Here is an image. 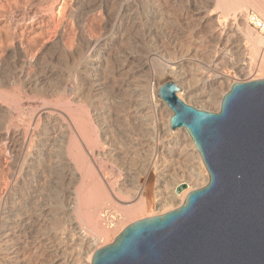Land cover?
Wrapping results in <instances>:
<instances>
[{
	"label": "rangeland",
	"instance_id": "rangeland-1",
	"mask_svg": "<svg viewBox=\"0 0 264 264\" xmlns=\"http://www.w3.org/2000/svg\"><path fill=\"white\" fill-rule=\"evenodd\" d=\"M88 1L87 0H0V108L2 109L8 108L10 110V116L13 117L10 118L9 114L7 115L5 114L4 111L0 110V126H1L0 127V131H1L0 132V136H1L0 137V198L1 200H6L7 203H10V201L11 202L16 201L15 203L17 204L19 203L22 206V209H25V212H28L26 213V215L29 216L28 219H26L27 221L26 220L23 221L22 222L23 224L20 223V226H18L20 229L16 227L15 228L16 230H14V237H13L14 247L17 246L16 249L18 251V259H16L17 261L16 264H21V262L22 264H55L54 260H55V252L57 248L66 250V252L67 253L69 252V254L70 252H72L71 254L76 259L77 264H85V260H84L86 255L85 251H87L88 248L90 247L86 249V247L80 246L81 244L78 243L79 240L76 241L77 236L73 234L74 231L71 230L72 229L71 226L70 225L68 226L66 224L67 222L65 223L66 221L65 219H67L65 215L63 214L62 215L60 214L61 216L55 215L57 217L54 216L55 223L53 222L54 223L53 225V223L51 224L52 220L49 221L48 218H43L42 215H40L41 218L39 217L40 220L38 219L37 221L36 211L35 209L33 210L34 207L36 206L39 207L45 204H50V206L52 205L51 206L52 208L55 207V203L57 201L60 203L59 198H61L60 196L62 193L66 192L67 187L70 188L72 187V185L73 186L75 185L73 180L70 181L65 180L64 177L65 173L63 168L64 166L63 160L65 158L63 155H60L58 151L60 150V148L56 145L54 147L55 151H53L52 154L50 153L49 155L44 157L42 162L43 167L41 168L42 170L40 169L39 171L40 173H38V171L37 172L34 171L35 173L38 174L36 175L34 173L32 178L29 175L25 177L24 173L19 172L18 165L14 166L13 172L12 170L11 171L7 170L8 167L5 166L6 153L4 151V146H3L4 142L1 143L3 141L2 128L4 127V125H6V123L11 124L14 128H18L19 130L24 132V135L26 137H29V143L27 141L28 148L30 150L34 149L39 143L40 139H42L43 133L45 132L44 125H46L47 122L42 117L43 109L45 108L47 109V107L48 108L51 107L50 103L51 105H53L52 107H56L57 103L55 101L58 102L61 101V99H65V101H67V99H71L69 94L62 95L63 98H61V95L57 94L56 92L59 89V87L65 83V78L63 77H66L65 75L68 73L67 75L70 76L69 77L70 79H72V81L69 79L71 81L69 82L72 84L69 85V83H67L68 85L67 88L69 89L72 86L73 87L76 86V84H74V82L76 81H77L76 82L77 86L81 87V89L79 88L80 94L75 99L77 101V104L79 106L81 105L82 107L81 106L80 107L83 108L85 112L89 109L90 103L91 104L94 103V105H96L99 108L101 107L103 109L100 110L98 122L92 120L93 122L91 123L92 125L95 126L93 127L91 125L92 127L91 131L93 130L92 131L93 136L94 135L97 136L96 142L97 141L98 142L96 143V149H97L96 151L104 152L105 154L103 153L104 157L101 158L95 157L94 160L96 162L92 160L93 158L90 157V155H88V158L89 159L92 158L91 163L94 164L93 166H95L94 168H96L97 171L98 169L101 170V167H103V165L105 164L109 172H111L112 175L114 176V179L116 178V180L119 181L120 183L119 189H121L124 192L128 191L127 192L128 194L126 193L124 194L125 196L123 195L122 197L124 198L123 201L114 198L113 200L116 203L112 202L113 203L112 204L108 202L109 204L113 205V206L112 205L109 206L115 207L117 212H119L122 215V208L118 206L120 204L132 203L131 201H128L129 199L127 197V195H129L128 189L131 190L132 186L129 187V185L127 184L128 182L123 183L124 181L122 177H125L126 174L129 173L128 176L129 179L133 180L137 176L136 171H139V177H140L138 179L139 183H143L146 189L151 191V186L154 179V174L152 171L153 168L151 165L153 164L152 162H154V164L155 162L156 164H159L161 159L157 154V152H155L152 147H150L151 150L153 149L152 151L147 150L146 152L141 151L139 149V145H138L139 137L144 131V126H142L143 124L140 122L141 118L140 116H138L139 114L135 112L134 108H135V104H137L136 102L138 100L140 101L141 98H144V94L141 95L139 94L141 92H135L134 90L136 89V86L133 84L135 83L139 84L140 83L139 79L142 78V75L132 77L133 79L131 78L130 80H133L135 82L134 83L130 80H127V78H125V76H127L125 75L126 74L125 72L122 73V71H120V68L122 67L121 65L125 64L124 67L127 66V69L133 65V62L131 64L130 59H128V61L127 59H125L126 58L125 51H129V49L132 51L135 50V52H137L139 55H142L146 53L148 54L149 50L156 48L160 50V53L158 54L160 57L163 54V56L161 57V59L163 60L161 61L159 56L157 57L155 56V60H159L160 62H165V59L167 60L174 59L173 61L177 60L178 63H180L182 69L184 71L186 70L188 79H190L191 81L195 80L194 77L197 78L198 75L201 72H203V70H205L206 65L209 61L210 54L208 52L206 53L205 47L206 45H211L214 42L213 40H212L213 42L210 41L208 42V44L207 42L206 44H202V46L198 48L201 49L199 52L194 49L195 46H199L200 44L198 42L199 40L198 35L195 34L192 30L191 21H190L191 19H188V17L191 18L192 12L190 10H192L194 6L195 3L194 0H172L173 2L171 0H162L161 5H163L162 9L164 10V16L161 20V24L163 27L162 30L160 32H157L149 36L148 38H146L147 36L144 35H143L144 37H142L143 33L141 32H140L141 34L139 32L130 33V36L129 34L127 35L130 38L127 37V40L119 45V48L114 47V49L113 48L111 49L110 51L111 54L109 53L108 56L109 60L106 59L105 61L106 64L103 65L105 68L102 66L103 69L101 68L102 69L100 70L101 72L98 71L97 73L98 75H100L98 77L101 80V83L103 84V89H102L103 92L102 91L100 92L102 96L99 93V98H97L98 96L96 97V95L98 94L92 91L90 85L85 84L84 81L80 83L81 79L78 78L79 74H76L77 71L75 73L73 70V69H77L75 68V65L77 64L76 63L73 64V61H76L77 60L76 58H78V56L80 57V59L77 60V63L79 60L81 61L82 55L80 54L81 53L80 50L81 48L84 47L85 37L91 36L95 38L100 36L104 32V26L107 16H112L115 13L114 11L117 10L119 4L117 3V0H111V1L107 0V2L109 1L110 4L109 2L107 3L108 4L107 13H103L102 11L96 8L89 10V8L85 6L86 5L85 3ZM249 3L250 1L240 0L239 5L243 7L245 5L242 13L245 14L247 11H254L264 18V15L260 14L255 8L250 6ZM214 9H215L214 11L217 12L215 16H219L220 21L224 19L227 20L226 26L232 28L236 27V25H234V21L231 18H228L231 17V13H232L231 10H230L231 12L226 9L224 10L220 5L216 6ZM223 11L224 13H222ZM250 31L253 32L251 29ZM253 34L256 38L258 37V39L262 40V38L258 34L254 32ZM71 37L73 39H71ZM60 39L61 41L63 39L65 40V42L72 45L71 48H74L71 49L72 52L67 51V49H63L61 45L62 43H60L61 42ZM241 42H244V40H241ZM78 48L80 50H78ZM260 49L261 47H259V51L255 59L251 61V67H250L251 70H249L250 74L248 75L240 73V71L238 70L239 68L237 67H240L239 63H241L242 61H239L237 59L239 58L237 54L236 53L234 54V52L232 51L229 54V57L232 58V61L228 62L226 60L223 64L218 65L216 71L223 72L225 78L222 79L223 82H221V84L220 83H218V85L216 84L218 89L215 90L214 97L215 96L216 97L212 99V102L209 103V102L193 100L192 98H186V96L184 97V95L183 98L187 101L189 105L195 108H200L202 110H207L212 112L218 111L219 98L226 91L229 83L244 82L246 79H248L246 77L249 75L250 77L252 76V78H255L256 76L258 77L264 76L263 73L264 69H261V67H263L264 65L263 63L264 61L261 62L260 64L257 61ZM67 52L69 53L68 55ZM189 52H191L189 56L191 57V60L189 62H186L185 60H183V58H185V55ZM74 56L75 59H72ZM155 60H153L152 58V60L150 61L152 68L156 67L157 63ZM237 60L239 61V63ZM234 62H236V65L234 64ZM243 62H247V61H243ZM70 64L74 65L73 69ZM69 67H70V71H67L69 70ZM72 73L78 76H75ZM101 77L102 78L105 77V79H102ZM29 79L30 81L35 83L34 84L32 82H31L32 84L27 83L29 82ZM59 81H61V83ZM147 81L149 82H146L147 86H145L146 85L145 84L144 87L146 88V90L148 89L147 91L148 96H146V98L148 97L149 98L148 100L150 102L157 99V97H155L157 88L162 83L166 81H172L174 83L181 84L180 79L172 75H169L168 73H160L156 71V68L155 70L152 69V72H149V74H147ZM50 92H52L53 95ZM43 96L44 97L47 96V98H44ZM100 96L102 99H100ZM91 97H93V100ZM151 97L153 99H151ZM94 98L97 99L95 100ZM103 99L107 102V104H101L104 101ZM42 100L44 101L48 100L47 102L50 103L48 104L47 102H45L46 104L44 106V101ZM57 107L60 106L57 105ZM102 111L105 113L101 114ZM163 111L164 112H162L161 114L162 116L163 114L165 115L167 113L165 108L163 109ZM153 115H154L153 117L156 118L162 117L159 114H158L159 116L157 114H153ZM24 121H26V123ZM175 131H177L178 134H183V131L181 129H176ZM15 145L16 146L14 153L15 155H18L19 153V151L17 150L18 144L15 143ZM110 145L112 146V148H114L113 150L108 149V146ZM110 153L112 154V156ZM106 154L110 157L106 156ZM58 158L63 162H61ZM100 159L101 162H99ZM148 160H150L149 161L150 163L148 162ZM155 160H157L158 162ZM195 160L196 159L192 160V162L193 161L195 162ZM54 162L56 164H54ZM59 164L63 166L61 167ZM16 171L19 172L20 175L22 174L24 176L23 177L24 180L20 178L19 173H17ZM14 172H16V174ZM8 173L9 174L11 173L10 175L12 179L9 178L11 181L8 180L7 177ZM175 175L176 176L174 177V180H172V182L175 181L180 182V179L181 182L184 181L185 176L183 174L176 173ZM15 176H17V179L18 178L19 179L12 181L13 178L15 179ZM29 177L31 180L28 179ZM52 181H54L55 183ZM10 182L13 185L10 184ZM22 185H24L25 188L29 187L31 189H34V192L37 194L36 196L37 199L36 198L35 199L38 200V201L36 200L33 201L35 204L33 202L32 204L30 202H25L26 199L24 198H26V194L25 192L22 191V189L21 190L19 189L20 186L23 187ZM11 188L21 192L18 195H15V197L18 196L17 199L12 198L10 200L9 196H13V194L12 195L10 194ZM40 201H42V204L40 203ZM151 201L149 202V204H147L146 209L144 211L140 213L138 212L137 215H135V217L129 220L128 222H124V220H121L124 223L118 224V226L119 225L123 226L125 225V223H127L128 225L136 220L145 218L146 213H149L150 211L152 212L156 211L155 206H153V202L151 203ZM23 202L27 203V205L25 206ZM63 203L65 205V202ZM108 203L106 204L108 205ZM28 204H31V206H29ZM106 204L105 206H107ZM102 208L103 207H101L100 209ZM53 209L56 210V207ZM99 213H101V210L98 212V215L96 217L97 221L100 220ZM79 218H81L80 224L82 225V227H85L87 233H90L89 235H91L92 231L88 229V227L90 228V224L86 222L87 221L86 219H82L84 218L83 216H80ZM48 221L50 222L49 223L50 227L46 225L48 224ZM34 222L35 223L37 222V224H35ZM39 224L42 225L39 226ZM100 226L101 225L99 224V227ZM99 227H98V231L97 229L95 230L93 229L95 232L92 235L100 234ZM49 228H51V231ZM118 229L115 230L114 228L115 231L114 230L109 231L108 236L105 235L103 237V240L102 239L101 241L98 240L97 242H95V244H92L91 247H93L94 245L96 247L98 245L99 246L104 245L105 242L107 244L111 243ZM52 231L54 233H52ZM95 246L93 248L94 250L96 249ZM74 254L81 255L82 257L80 256L81 257L80 258L78 257V255L75 257ZM79 260L82 262H80Z\"/></svg>",
	"mask_w": 264,
	"mask_h": 264
},
{
	"label": "bare ground",
	"instance_id": "bare-ground-1",
	"mask_svg": "<svg viewBox=\"0 0 264 264\" xmlns=\"http://www.w3.org/2000/svg\"><path fill=\"white\" fill-rule=\"evenodd\" d=\"M247 1H250L249 3L250 6L255 8L260 14L264 15V0H247ZM108 2L107 0H89L88 2L85 3L86 4L85 6L89 8V10L96 8L102 11L103 13H107V6H108L107 3ZM161 2L162 0H117V3L119 4L118 8L116 11H114L115 13L112 16H107L105 26H104V32L100 36L95 37V38L91 36L85 37L84 47L81 48V50L78 48V50H80L81 52L80 54L82 55L81 57L82 59L81 61L79 60L80 62L78 61L77 63V60L80 59V57L78 56V58H76L77 60L73 61V64L76 63L78 65V66L75 65V68L77 69H73L74 68L73 64H70V65L72 66V69L74 70V72L76 73L77 71L76 74H79L78 78L81 79L80 83L84 81L85 84L90 85V87L92 88V91L98 94L96 95V97L98 96L97 98H99V93L101 91L103 92L102 90L103 84L101 83V80L98 77L100 75H98L97 73L98 71L101 72L100 70L103 69L102 66L106 64L105 61L106 59H108L111 49L112 48L114 49V47L119 48V45L122 44V42L127 40V37L130 36V33H134V32L140 33L141 32L143 33L142 37L147 36L146 38H148L149 36L157 32H160L162 30L163 27L161 24V20L164 16V10L162 9L163 5H161ZM194 2L195 3H194L192 10H190L192 12L191 18L188 17V19H191L190 21H191L192 30L195 34L198 35V38H199L198 42L200 43L199 46H195L194 49L199 52L201 49H198V48L201 47L202 44H206V42L208 44V42L212 40L214 41V42L212 41L213 43L211 45H206L205 47L206 53L208 52L210 54V56L208 55L209 61L206 65L205 70H203V72H201L197 78L194 77L195 80L191 81L190 79H188L186 70L184 71L182 69V67L180 66V63H178L177 60H176L177 62L173 61L174 59L173 60L165 59V62H160L159 60H155V56L156 57L159 56L158 54L160 53V50L156 48L149 50L148 54L146 53L142 55H139L137 52H135V50L134 51L130 49L129 51L124 50L126 52L125 59H127V61L128 59H130L131 64L133 62V65L129 67L128 69H127V66L124 67L125 64L121 65L122 67L120 68V71H122V73L125 72L126 73L125 75H127L125 76V78H127V80H130L132 77L142 75V78L139 79V82H140L139 84H136L133 80H130L135 83L133 84L136 86V89L134 91L141 92L139 93L141 95L144 94V98L138 97L141 99L140 101L138 100L136 102L137 104H135V108H134L135 112L138 113L139 114L138 116H140L141 118L140 122L143 124L142 126H144V131L139 137V142H138L139 149L141 151L146 152L147 150H151L150 147H152L154 151L157 152V154L159 155L161 159H160L159 164H156V162L154 164V162H152L153 164L151 165L153 168L152 171L154 174L151 191L147 190L143 183H139L138 181V179L140 178L139 171H136V175L138 177L136 176L135 179L133 180L129 179L128 177L129 173H127L125 177H122L124 181L123 183L128 182L127 184L129 185V187L132 186L131 190L128 189L129 195H127L129 199L128 201H131L132 203L120 204L118 206L122 208V215L119 213V218L112 220L110 222L111 224L109 223L110 226H114L113 229H110L106 227L104 224H102L103 219H101L102 217L100 218V215H99L100 220L98 219L99 221H97L96 217L98 215V212L106 207L105 206L106 203L108 202L116 203L113 200L114 198L119 199L120 201H123L124 198L122 197L128 191L124 192L121 189H119V186H120L119 181H117L116 178L114 179V176L112 175L111 172H109L105 164L104 165L102 164L103 167H101V170L98 169L97 171L96 168H94L95 166H93L94 164L91 163L92 158H93L92 160H94L95 157L101 158V157H104V154H105L104 152L96 151L97 150L96 143L98 142V141L96 142L97 136L94 135L95 136L94 137L92 135L93 130L91 131L92 129L91 122H93L94 120L98 122L100 110L102 108L97 107L96 105H94V103L93 104L90 103V107L88 109L89 111L86 109L87 111L85 112L84 109L81 108L82 106L80 105L81 106L80 107L77 104V101L75 99L80 94L79 88L81 89V87L77 86V83H76L77 81L76 82L73 81L74 84H76V86L73 87L71 85L73 88L70 87L68 89L67 83H69V85L72 84L70 83L72 79L69 78L70 76L67 75L68 73L65 75L66 77H63L65 78V83L63 82L64 84H62L56 92L57 94L61 95V98H63L62 95L69 94L71 99H67V101H65V99H61V101H58V102L55 101L57 105H59L60 107H57V105L56 107H52L53 105H51L50 102H47L48 100H45V101L42 100L44 101V106L46 104L45 102H47L48 104L50 103L51 107L49 108L47 107V109L46 108L43 109L42 117L47 122V123L45 122L46 125L43 124L45 132L43 133L42 139L39 138L40 141L34 149L30 150L28 148L29 137H26L24 135V132H22L18 128H14L11 124H8V123H6L4 127L2 126L3 127L2 128L3 141L1 143L4 142L3 146H4V151L6 153L5 159H6L7 165L5 164V166L8 167L7 170H10V171L12 170L13 172L14 166L18 165L19 172L24 173L25 177L29 175L32 178L35 172L38 171V173H40L39 171L43 167L42 162H43L44 157H46L50 153L52 154L53 151H55L54 147L56 145L60 148L61 151L60 150L58 151L60 155L64 156L65 159L63 160L64 162L61 161L59 158L58 159L61 162H63L64 166L60 164L59 165L61 167L63 166L64 168L65 180L67 181L73 180L75 185L74 186L72 185V187L70 188L67 187L66 192L61 194L60 196L61 198H59L60 203L58 201L55 203L56 210L53 209L55 207L53 208L51 207L52 205L50 206V204H45V203H44L45 205H42L39 207L35 205L36 207H34L33 210L35 209L36 211L37 221L40 215H42L43 218H48L49 221L52 220L51 224L54 222L55 217H57L55 215L59 216L60 214L61 215L63 214L67 217V219H65L66 220L65 223L67 222L66 224L68 226L69 225L71 226L72 228L71 230L74 231L73 234L77 236L76 241L79 240L78 243L81 244L80 246L86 247V249L88 247L92 248V249L88 248V250L85 251V254H86L85 258L83 257L85 260V264H90L93 252L99 247L106 245L107 243L105 242L104 245H100V246L98 245L97 247L94 245L96 247L95 250L93 249L94 246L91 247L92 244H95V242H97L98 240L99 241H101V239L103 240V237L105 235L108 236V232L114 230V228L115 230L119 228L117 232L115 233V236H117L119 232H121V230L127 225V223H125V225L123 226L121 225L118 226V224L128 222L129 220L134 218L138 212L140 213L144 211L146 209L147 204H149L151 200H152L151 203L153 202V206H155L156 211L154 212L150 211L149 213H146L145 215L146 217L162 214L164 212H167L168 210H171V209H174L180 206L189 191L196 189V188L203 187L208 181L207 171L186 129L183 127L176 128V129H181L183 131V134H178L177 131H175L176 129H173L172 131V129L170 128L169 119L173 113L172 110L168 107V105L166 104L164 100H162L161 98L157 96V92L155 95V97H157L156 100L150 102L148 100L149 98L148 97L146 98V96H148L147 95L148 89L146 90L144 85L146 84V82H149L147 81V74H149V72H152V69L155 70L156 68V71L160 73H168L169 75H172L180 79L181 84L175 83L176 86L181 89V91L176 92V96L180 100H182L185 104H188V103L183 98V95L184 97L186 96V98H192L193 100L210 103L212 102V99L216 97V96L214 97L215 90L218 89L216 84L217 85L218 83L221 84V82H223L222 79L225 78L223 75V72L216 71V68L218 67V65L223 64L226 60L228 62L232 61V58L229 57V54L232 51L234 52V54L236 53L237 56L239 57L237 59L239 61H242L241 63H239V61L237 60L240 66L237 68H239L238 70L240 71V73L245 74V75L250 74L249 70L251 69L248 70V66H247L248 62H243V61H246L247 59H250V61H253L255 59L256 55L258 54L259 47H261L262 45V40L258 39V37L256 38L253 32H251L250 29L245 24L244 14L242 13L245 5L244 7L240 6L239 5L240 0H194ZM218 5H220L224 10L226 9V10L232 11L231 17H228V18H231L234 21V25H236L235 28L226 26L227 25L226 19L220 21L219 16H215L217 12L214 11L215 10L214 8ZM222 13H224V11ZM128 34L129 36H127ZM71 39L73 38L71 37ZM241 40H244V42H241ZM60 43H62L61 45L63 49H67V51L72 52L71 49H74V48H71L72 47L71 44L65 42V40L63 39ZM68 54L69 53L67 52V55ZM190 54L191 52L187 53L185 55V58H183V60H185L186 62H189L191 60V57H189ZM71 57H72V54H71ZM152 58L157 63L155 68H152V65L150 63ZM72 59H75V56ZM162 60L163 59H161V61ZM236 62H234L235 65H236ZM261 69H264V65L263 67H261ZM67 71H70V67H69V70ZM75 76H78V75H75ZM246 78L248 79H246L244 82L254 80V79H261V78H264V76H261V77L256 76L255 78H252V76L250 77L249 75ZM102 79H105V77ZM31 82L32 81H30L29 79V82L27 83L32 84L33 82L32 83ZM59 82L61 83V81ZM233 83H229L226 91L220 96L219 101H218V107H219V103H220L222 96L230 89ZM145 86H147V84ZM159 87L160 86H158V88ZM158 88H157V91H158ZM50 93L53 95L52 92ZM101 96H100V99H102ZM44 98H47V96ZM91 98L93 100V97ZM151 99L153 98L151 97ZM101 104H107V102L104 100ZM54 106H55V103H54ZM164 108L166 109L167 113L165 115L163 114L162 116L161 114L162 112H164L163 111ZM196 109H200V108H196ZM0 110L4 111L5 114L7 115L9 114L10 116V110L8 108L6 109L0 108ZM102 113L104 114L105 112L102 111L101 114ZM153 114H157V115L159 114L162 117L156 118V117H153L154 116ZM10 118H13V117L10 116ZM24 122L26 123V121ZM92 126L94 127L95 125H92ZM15 143L18 144V147H17V150L19 151L18 155H15L14 153L15 146H16ZM108 149L113 150L114 148H112V146L110 145L108 146ZM88 155H90V157L92 158L89 159ZM106 156L108 155L106 154ZM194 159L196 160L195 162L193 161L194 162L193 163L192 160ZM149 161L150 160H148V162ZM94 162L96 161L94 160ZM99 162H101V159ZM54 164L56 163L54 162ZM16 172L14 173L16 174ZM38 173H35V174L37 175ZM176 173L183 174L185 176L184 181L181 182V179H180V182L179 181L172 182V180H174V177L176 176L175 175ZM10 174L9 173L8 175L6 174L8 177V180H10L9 178L12 179ZM24 176L21 174L20 178L23 179ZM30 177L28 179H30ZM18 179H17V176H15V179L13 178L12 181L18 180ZM181 183L186 184V187L180 193H176L175 191L176 187ZM10 184L12 183L10 182ZM24 185H22L23 187L20 186L19 189L20 190L22 189V191L25 192L26 194V198H24L26 199L25 202H30L32 204V202L37 199L36 198L37 194L34 192V189H31L29 187L25 188ZM121 187H124V186H121ZM19 193L21 192H19L16 189L11 188L10 194L11 195L13 194V196H9L10 200L12 198L17 199L18 196L15 197V195H18ZM15 202L10 201V203H7L6 200H1L0 198V264H16L17 263L16 259H18V251L16 249L17 246L14 247V240H13L14 230H16L15 229L16 227L20 226V223H22L29 217L26 215V213L28 212H25V209H22V206L19 203L17 204ZM63 202H65V205ZM40 203L42 204V201H40ZM109 203L108 205L107 204L106 205L109 206L113 204V203L112 204H109ZM24 204L25 206L27 205V203H24ZM31 204H28V205L31 206ZM101 207L103 208L100 209ZM78 216L79 217L83 216L84 218L82 219L87 220L86 222L90 224V228L88 227V229L92 231V234L95 232L94 231L95 229H97L98 231V227L100 224L101 225L99 227L100 234L99 235L98 234L89 235L90 233H87L86 228L82 227V225L80 224L81 218H79ZM121 220H124V222H122ZM49 221H48V224H46L48 226L50 223ZM35 224H37V222ZM25 225H26V222H25ZM40 225L42 224H39V226ZM62 226H63V223H62ZM49 229L51 231V228ZM52 233L54 232L52 231ZM71 253L72 252H70L69 254V252L67 253L66 250L57 248L55 252V260H54L55 264H74V263L77 264L76 259L73 257ZM77 255H75V257ZM80 256L81 255H78V257Z\"/></svg>",
	"mask_w": 264,
	"mask_h": 264
},
{
	"label": "water",
	"instance_id": "water-1",
	"mask_svg": "<svg viewBox=\"0 0 264 264\" xmlns=\"http://www.w3.org/2000/svg\"><path fill=\"white\" fill-rule=\"evenodd\" d=\"M177 91L166 81L157 96L173 112L170 128L188 132L207 183L180 206L128 224L90 264H264V78L234 82L216 112Z\"/></svg>",
	"mask_w": 264,
	"mask_h": 264
},
{
	"label": "built area",
	"instance_id": "built-area-1",
	"mask_svg": "<svg viewBox=\"0 0 264 264\" xmlns=\"http://www.w3.org/2000/svg\"><path fill=\"white\" fill-rule=\"evenodd\" d=\"M244 21L247 27L251 29L254 33L258 34L263 40L257 58V61L260 64L261 62L264 61V18L254 11H247L244 14ZM246 61L248 62V70H249L251 67V61L250 59H247ZM100 218L103 219L102 224H104L106 227L110 229H113L114 226H110L109 223L112 220L119 218V212H117V210L112 206H106L101 210Z\"/></svg>",
	"mask_w": 264,
	"mask_h": 264
}]
</instances>
